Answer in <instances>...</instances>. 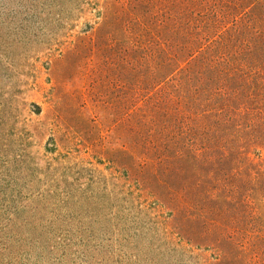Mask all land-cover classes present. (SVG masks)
<instances>
[{"label": "rangeland", "instance_id": "374dc122", "mask_svg": "<svg viewBox=\"0 0 264 264\" xmlns=\"http://www.w3.org/2000/svg\"><path fill=\"white\" fill-rule=\"evenodd\" d=\"M0 264H264V0H0Z\"/></svg>", "mask_w": 264, "mask_h": 264}]
</instances>
